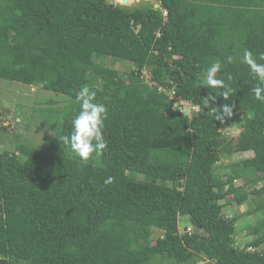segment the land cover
<instances>
[{
    "label": "trees",
    "instance_id": "1",
    "mask_svg": "<svg viewBox=\"0 0 264 264\" xmlns=\"http://www.w3.org/2000/svg\"><path fill=\"white\" fill-rule=\"evenodd\" d=\"M157 2L0 0V78L68 98L40 146L0 111V264H264V102L243 62L264 64V0ZM215 60L227 101L206 83ZM83 86L107 108V148L87 161L59 139ZM251 202L261 218L241 243L243 215L225 209Z\"/></svg>",
    "mask_w": 264,
    "mask_h": 264
},
{
    "label": "rangeland",
    "instance_id": "2",
    "mask_svg": "<svg viewBox=\"0 0 264 264\" xmlns=\"http://www.w3.org/2000/svg\"><path fill=\"white\" fill-rule=\"evenodd\" d=\"M114 3H119L118 0H112ZM129 6L137 4L139 2H149L154 4L156 8H158L159 4L157 0H129ZM120 4V3H119ZM108 64L115 66L116 68L127 70L128 67L122 62H117L109 58L107 60ZM149 78L148 75H146ZM59 103L60 106H65L68 103V98L66 96L58 95L51 91H46L41 87H29L24 84H20L17 82H11L5 79L0 78V111L2 112V124L6 126L8 134H12L13 132H20L22 134H28L32 143L40 146L43 144L48 138H50L54 133H56L57 129L54 127L53 123L56 120H50L48 115H53L52 110H60L62 108H58L56 103ZM186 103L184 101H179V105H183ZM53 108V109H52ZM23 121L24 123L19 127L17 123L19 121ZM28 126V132L25 127ZM19 127V128H16ZM21 129V130H20ZM27 132V133H26ZM239 129H232L230 134L232 136L239 134ZM8 137V136H6ZM13 146H9L12 149ZM253 153L239 154L234 156L230 160H223L222 165H227L232 162H238L245 158H251ZM224 172V170L222 171ZM242 181H238L237 184H242ZM256 205L251 202L249 206H237L233 205L232 208H226L225 214L228 217L232 215H243V218L238 222V236L237 239L239 242H246L247 238V228L253 225L259 217L260 214H256L253 216H247L246 213L250 211L249 209H255ZM245 215V216H244ZM261 218V216L259 217ZM260 220V219H259ZM191 227L188 225L187 227ZM194 229V228H193ZM183 231V229H182ZM151 264H178L172 260H161L157 258ZM201 264H204L202 262Z\"/></svg>",
    "mask_w": 264,
    "mask_h": 264
},
{
    "label": "clouds",
    "instance_id": "3",
    "mask_svg": "<svg viewBox=\"0 0 264 264\" xmlns=\"http://www.w3.org/2000/svg\"><path fill=\"white\" fill-rule=\"evenodd\" d=\"M232 57H228L229 62ZM264 59V56H261ZM243 62L249 66L251 71L258 77L259 84L252 89L255 99L264 102V64L257 63L253 57V53L245 50L243 53ZM222 63L220 60L212 62L206 71V83L211 88H221L223 99L227 101L234 95V89L225 83L224 80L217 78V73L221 70ZM229 79H231L229 77ZM80 103V111L72 119V132L70 136H62L59 138L63 144L67 145L70 150L81 160L87 161L95 153L96 156L102 154L107 148V141L103 136L105 127V119L107 116V108L101 103L94 102L96 99V91L91 90L88 86H83L76 96ZM208 101L214 100L215 97L206 98ZM175 106L178 104L175 103ZM191 106L199 107L191 104ZM235 105L225 103L219 109L216 108V119L221 120L231 118ZM198 110H184L190 119ZM112 177H109L105 183H111Z\"/></svg>",
    "mask_w": 264,
    "mask_h": 264
},
{
    "label": "built area",
    "instance_id": "4",
    "mask_svg": "<svg viewBox=\"0 0 264 264\" xmlns=\"http://www.w3.org/2000/svg\"><path fill=\"white\" fill-rule=\"evenodd\" d=\"M182 101V100H181ZM185 102V101H184ZM178 104V103H177ZM179 105V104H178ZM179 106H182L183 108H184V110H186L187 108L189 109V110H198V108L197 107H194V106H191V104L190 103H188V102H186V103H183V105H179ZM191 230V228H188V231H190Z\"/></svg>",
    "mask_w": 264,
    "mask_h": 264
},
{
    "label": "water",
    "instance_id": "5",
    "mask_svg": "<svg viewBox=\"0 0 264 264\" xmlns=\"http://www.w3.org/2000/svg\"><path fill=\"white\" fill-rule=\"evenodd\" d=\"M118 1H119V3L121 5H129L130 4V1L129 0H118Z\"/></svg>",
    "mask_w": 264,
    "mask_h": 264
}]
</instances>
